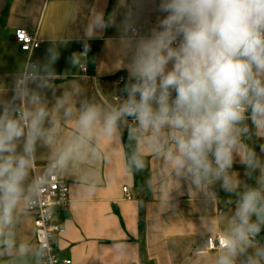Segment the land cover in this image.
Masks as SVG:
<instances>
[{"label": "clouds", "instance_id": "obj_1", "mask_svg": "<svg viewBox=\"0 0 264 264\" xmlns=\"http://www.w3.org/2000/svg\"><path fill=\"white\" fill-rule=\"evenodd\" d=\"M123 15L127 77L121 102L106 110L82 104L78 135L57 148L50 167L59 171L78 158L95 157L97 125L112 137L131 118L129 139L146 144L176 177L197 188L219 181L236 195L233 216L214 241L215 264H236L242 255L246 264H264V245L256 243L264 231V159L243 140L250 133L264 138V0H130ZM110 23L97 12L88 32ZM32 84L42 87L26 68L13 99L0 101V245L7 248L17 245L5 229L31 206L40 187L37 181L26 185L36 144L53 143L60 128ZM55 111L64 120L75 115L67 97ZM237 157L254 185L230 174ZM132 163L144 168L141 151Z\"/></svg>", "mask_w": 264, "mask_h": 264}, {"label": "crops", "instance_id": "obj_2", "mask_svg": "<svg viewBox=\"0 0 264 264\" xmlns=\"http://www.w3.org/2000/svg\"><path fill=\"white\" fill-rule=\"evenodd\" d=\"M129 3L0 0V101L13 99V86L26 69L28 55L14 39L15 31L22 29L41 42L31 59L37 66L35 79L42 87H30L42 96L50 119L60 121L53 143L36 144L33 165L40 172L58 147L78 135L76 116L82 104L93 103L102 110L118 105L113 97L119 92L120 79L110 78L119 73L121 78L127 77L123 14ZM97 12H103L105 21L110 19L111 23L89 33V23ZM150 19L154 22L155 14ZM82 64L86 73L80 69ZM64 97L75 113L68 120L61 119L62 111H55L57 101ZM129 119L120 123L112 137L103 136L98 124L91 141L98 154L78 158L57 171L70 187V203L58 217L63 228L57 237L59 254L74 264H215L218 251H205L206 240L226 227L235 211L236 195L226 192L219 181L197 188L176 177L162 157L135 140L145 164L137 170V182L128 170L123 142V133L129 134L134 127ZM243 140L264 159L260 150L264 138L250 133ZM22 144L21 140L18 151ZM229 171L238 180L254 185L245 176L239 157ZM33 181L32 166L26 185ZM5 233L12 234L17 247L0 245V264H42L34 217L27 209L17 213ZM256 243L264 245V231ZM21 244L25 246L19 247ZM246 260L247 255L239 256L236 264H246Z\"/></svg>", "mask_w": 264, "mask_h": 264}, {"label": "built area", "instance_id": "obj_3", "mask_svg": "<svg viewBox=\"0 0 264 264\" xmlns=\"http://www.w3.org/2000/svg\"><path fill=\"white\" fill-rule=\"evenodd\" d=\"M14 39L21 50L28 55L26 68L34 71L35 74L37 66L32 61L31 54L40 47L41 42L36 35L22 29L15 31ZM83 56L85 57V53H83ZM80 69L83 73L87 71L83 64L80 65ZM123 81L122 78L119 80V93L113 97L114 102L118 105L122 98L121 87ZM129 120L134 124L131 118ZM33 172L34 181L39 182L40 187L32 197V204L27 208V211L34 217L35 237L41 262L42 264H74L70 258L62 257L57 249V237L63 231L62 226L58 224V217L59 214L67 210L70 203L69 184L58 175L57 170L50 167V162L43 165L42 172L33 165ZM123 191L130 199L128 188L125 187ZM217 236L207 238L205 251H218L214 243Z\"/></svg>", "mask_w": 264, "mask_h": 264}, {"label": "trees", "instance_id": "obj_4", "mask_svg": "<svg viewBox=\"0 0 264 264\" xmlns=\"http://www.w3.org/2000/svg\"><path fill=\"white\" fill-rule=\"evenodd\" d=\"M121 77H123V76L121 73H119L118 75H116L110 79H112V80L113 79H121ZM122 79L124 81L122 83L121 89L123 88L124 83L126 82V78H122ZM123 142H124V147H125V152H126L128 170L135 175L137 182H139L140 177H139L138 171L133 166V163H132V157L137 152L136 141L134 139L130 140L128 133H123ZM141 228H142V226H141Z\"/></svg>", "mask_w": 264, "mask_h": 264}, {"label": "rangeland", "instance_id": "obj_5", "mask_svg": "<svg viewBox=\"0 0 264 264\" xmlns=\"http://www.w3.org/2000/svg\"><path fill=\"white\" fill-rule=\"evenodd\" d=\"M115 93L118 94L119 92L116 91Z\"/></svg>", "mask_w": 264, "mask_h": 264}]
</instances>
